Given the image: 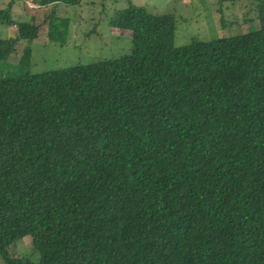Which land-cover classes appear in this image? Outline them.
Returning <instances> with one entry per match:
<instances>
[{"label": "trees", "instance_id": "16d2710c", "mask_svg": "<svg viewBox=\"0 0 264 264\" xmlns=\"http://www.w3.org/2000/svg\"><path fill=\"white\" fill-rule=\"evenodd\" d=\"M260 2L255 30L182 47L173 14L130 4L109 26L131 53L0 78L2 264H264ZM14 4L0 63L39 35ZM69 28L53 11L50 40Z\"/></svg>", "mask_w": 264, "mask_h": 264}, {"label": "rangeland", "instance_id": "374dc122", "mask_svg": "<svg viewBox=\"0 0 264 264\" xmlns=\"http://www.w3.org/2000/svg\"><path fill=\"white\" fill-rule=\"evenodd\" d=\"M11 1L0 0V10L6 9ZM37 1L40 0H14L13 18L20 22L34 19L39 35L34 41L18 42L16 53L6 63H0V78L88 65L131 53V33L109 26L115 10L127 8L130 4L145 6L158 15L173 14L177 26L174 45L178 47L194 41L245 34L258 28L260 23V0H84L80 6L70 7L63 4L42 6ZM53 11L56 18L70 21L64 39L57 33L56 41L50 40L48 34L49 17ZM18 36L16 28L0 23V39H17ZM28 47L31 58L20 63ZM30 243L31 238L25 239L19 249L13 248L12 254L18 256Z\"/></svg>", "mask_w": 264, "mask_h": 264}, {"label": "built area", "instance_id": "2783aa9c", "mask_svg": "<svg viewBox=\"0 0 264 264\" xmlns=\"http://www.w3.org/2000/svg\"><path fill=\"white\" fill-rule=\"evenodd\" d=\"M30 6H33V7H31V8H33V9H36L37 7H35L34 5H30Z\"/></svg>", "mask_w": 264, "mask_h": 264}, {"label": "crops", "instance_id": "0c3cea01", "mask_svg": "<svg viewBox=\"0 0 264 264\" xmlns=\"http://www.w3.org/2000/svg\"><path fill=\"white\" fill-rule=\"evenodd\" d=\"M52 6H56L55 4L54 5H52ZM17 29V28H16ZM21 41H23V40H21Z\"/></svg>", "mask_w": 264, "mask_h": 264}]
</instances>
